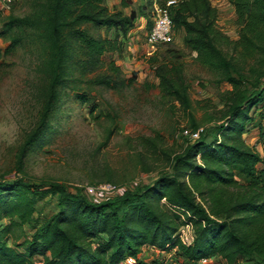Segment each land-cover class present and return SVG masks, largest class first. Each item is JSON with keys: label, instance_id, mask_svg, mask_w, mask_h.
Instances as JSON below:
<instances>
[{"label": "trees", "instance_id": "1", "mask_svg": "<svg viewBox=\"0 0 264 264\" xmlns=\"http://www.w3.org/2000/svg\"><path fill=\"white\" fill-rule=\"evenodd\" d=\"M104 1L30 0L27 15L10 14L0 22V36L14 32L3 52L24 42L34 47L40 80L39 117L16 154L14 170L21 176L6 180L0 174V264H35L36 258L42 264H120L128 257L150 264L139 257L143 247L172 253L181 264L214 258L225 264H264V168L259 167L264 163V124H254L250 114L264 100V0H228L238 28L236 40L216 28L218 13L209 0H157L160 7L175 1L168 8L172 28L183 33V44L197 63L216 73L230 90L216 124L204 128L198 140L182 138L187 141L180 152L145 142L155 157L150 163L140 155L143 172H157L156 161L167 168L151 183L93 204L81 189L71 193L60 183L37 184L23 177L24 159L52 131L53 112L66 87L78 102L90 104L92 88L120 91L136 79L135 73L123 76L115 56L125 51L138 19H145L150 30L146 7L152 8L154 0L129 15L109 10ZM119 1L128 7L127 0ZM99 28L113 30V37L94 35ZM149 61L160 97L178 104L192 131L200 128L182 64L167 58ZM251 129L258 132L261 153L243 138ZM111 135L109 130L102 145ZM49 196L56 197V209L41 219L38 204ZM180 215L193 227L194 240L188 246L177 238ZM24 226L32 230L31 237L21 245L8 244L12 229Z\"/></svg>", "mask_w": 264, "mask_h": 264}, {"label": "rangeland", "instance_id": "2", "mask_svg": "<svg viewBox=\"0 0 264 264\" xmlns=\"http://www.w3.org/2000/svg\"><path fill=\"white\" fill-rule=\"evenodd\" d=\"M209 1L218 13L216 28L230 40H236L238 28L229 1ZM119 2L105 0L103 4L111 10L112 7L121 8ZM145 2L127 0L128 7L124 12L138 11ZM156 2L154 0L152 8L146 7L151 22L154 7L159 6ZM29 4L30 0H22L12 8L10 14L16 17L27 15L31 11ZM6 16L0 17V22ZM138 22L130 31L129 43L125 44L123 54L115 56L116 64L125 78L136 74L132 85L120 91L94 87L89 91L90 104L78 102L74 93L66 87L65 95L61 96L53 112L52 131H48L43 142L24 159L25 179L37 184L57 182L71 193L85 185L111 183L118 186L119 194H122L127 189L151 183L159 175L158 172L167 170L165 162L156 161L154 167L157 172H143L138 162L140 155L150 163L155 157L154 149L145 142L151 140L158 149L180 152L187 141L180 134L184 129L191 130V127L188 116L177 103L160 97L158 80L149 65L151 57L175 59L182 64L196 122L206 130L216 124L223 107V97L230 86L219 83L216 73L197 63L195 54L183 44L181 31L173 29L170 42L157 46L152 55H147L145 37L148 31H145L143 23ZM93 33L104 38L110 36V31L105 28L94 30ZM13 35L14 32L0 36V174L6 180L21 176L14 170L18 147L37 123L40 110V80L35 72V48L24 42L4 53L3 50L9 44L8 37ZM261 113L264 114V100L250 112L254 124H264ZM109 130H112V135L102 145ZM257 135V130L251 129L243 138L261 153ZM259 167L264 168V163L259 164ZM56 202L54 196L39 202L36 215L41 219L48 218L55 211ZM31 235L32 230L28 226L14 227L8 244L21 245ZM148 248L142 249L146 250L145 259L150 264L182 262L172 253L163 254L158 249ZM34 263L42 264L39 258ZM203 264L225 263L220 258H214Z\"/></svg>", "mask_w": 264, "mask_h": 264}, {"label": "built area", "instance_id": "3", "mask_svg": "<svg viewBox=\"0 0 264 264\" xmlns=\"http://www.w3.org/2000/svg\"><path fill=\"white\" fill-rule=\"evenodd\" d=\"M21 1L22 0H0V17L10 15L12 8ZM174 3L175 1H168L165 7H154L152 26L146 33L145 37V44L148 50L147 55H152L156 51L157 46L170 42L173 34V28L168 8ZM128 43L129 42H127V44ZM203 129L204 128L202 127L195 131L184 129L181 132L180 137L183 139H188L189 141L198 140L200 135L203 133ZM80 189L81 193L88 199V201L93 204H98L115 195H118L120 191L118 186L111 183H99L95 185L89 184L82 186ZM161 203L165 204V201L162 200ZM172 211L178 213L176 208H173ZM180 220L181 224L177 230V238L182 245H191L194 240L192 224L186 221L183 216H181ZM203 263H206V260L202 261V264ZM120 264H136V258L128 257Z\"/></svg>", "mask_w": 264, "mask_h": 264}, {"label": "crops", "instance_id": "4", "mask_svg": "<svg viewBox=\"0 0 264 264\" xmlns=\"http://www.w3.org/2000/svg\"><path fill=\"white\" fill-rule=\"evenodd\" d=\"M120 3V2H119ZM113 9H115L116 11H121L123 14H125V15H129L130 14V12H131V10L128 12V13H125L124 12V9H127V8H120V7H117V8H111V10H113ZM139 20V22H138V24L139 23H143L144 25H145V31H146V21H145V19H143V18H140V19H138ZM137 20V21H138ZM137 21L135 22V26H136V23H137ZM137 24V25H138ZM142 24V25H143ZM134 26V27H135ZM110 31V36H108V38H112L113 37V35H114V31L113 30H109ZM147 249H149L148 247H147ZM145 249H142V251H141V253H140V255H139V257H140V259L142 260V261H144V262H146V263H148L149 262V260H146L145 259ZM161 253H163L164 254V252H161ZM151 259H153V258H151Z\"/></svg>", "mask_w": 264, "mask_h": 264}]
</instances>
